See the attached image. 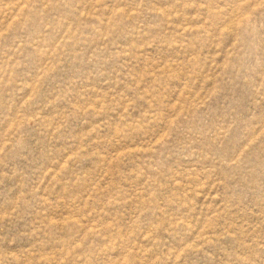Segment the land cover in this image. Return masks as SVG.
Returning a JSON list of instances; mask_svg holds the SVG:
<instances>
[{
  "label": "rangeland",
  "instance_id": "1",
  "mask_svg": "<svg viewBox=\"0 0 264 264\" xmlns=\"http://www.w3.org/2000/svg\"><path fill=\"white\" fill-rule=\"evenodd\" d=\"M0 264H264V0H0Z\"/></svg>",
  "mask_w": 264,
  "mask_h": 264
}]
</instances>
